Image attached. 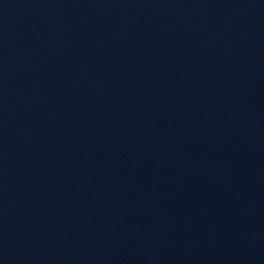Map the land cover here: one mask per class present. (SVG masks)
Segmentation results:
<instances>
[{
  "label": "water",
  "instance_id": "obj_1",
  "mask_svg": "<svg viewBox=\"0 0 264 264\" xmlns=\"http://www.w3.org/2000/svg\"><path fill=\"white\" fill-rule=\"evenodd\" d=\"M0 264H264V0H0Z\"/></svg>",
  "mask_w": 264,
  "mask_h": 264
}]
</instances>
